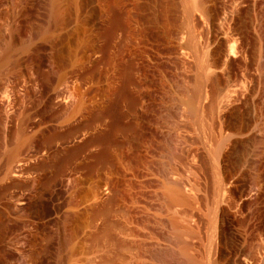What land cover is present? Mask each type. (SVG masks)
<instances>
[{
	"label": "rangeland",
	"instance_id": "1",
	"mask_svg": "<svg viewBox=\"0 0 264 264\" xmlns=\"http://www.w3.org/2000/svg\"><path fill=\"white\" fill-rule=\"evenodd\" d=\"M7 43L0 264H264V0H0Z\"/></svg>",
	"mask_w": 264,
	"mask_h": 264
},
{
	"label": "bare ground",
	"instance_id": "2",
	"mask_svg": "<svg viewBox=\"0 0 264 264\" xmlns=\"http://www.w3.org/2000/svg\"><path fill=\"white\" fill-rule=\"evenodd\" d=\"M19 19V18H18ZM4 51L3 53H0L2 54L0 56V67L3 68L2 66H4L6 64V62H8V58L10 56V53H11V49H12V44L10 43H7L6 46H4ZM2 52V51H1ZM12 55V54H11ZM35 56V55H34ZM28 57V56H27ZM26 57L23 59L25 60ZM28 59H26L27 61ZM31 61V60H30ZM38 61V60H36ZM35 62V61H34ZM28 63V62H27ZM17 64V63H16ZM32 64V63H31ZM30 64V65H31ZM29 66V65H28ZM34 67V64L32 65ZM7 67V66H5ZM27 67V66H26ZM36 67V66H35ZM38 67V66H37ZM0 68V69H1ZM13 68V67H12ZM32 68V67H30ZM30 68H27L28 70ZM9 69V68H8ZM23 71H25V68H22ZM27 71V70H26ZM15 72V71H14ZM38 73V72H36ZM8 75V74H7ZM16 75V74H15ZM63 77V76H62ZM199 92H196L194 95H193V100L196 101L198 100L200 102V90H198ZM197 103V102H196ZM83 111H80L79 112V116L80 118H83L85 115H86V112L87 110H85L84 108L82 109ZM23 129V128H22ZM24 130V129H23ZM22 136H23V131L20 129V132H19V139H22ZM24 139V138H23ZM19 148L17 147H14L12 148L9 153H8V157H7V166H9L11 168V164L12 162L14 161V159L16 158V156L18 155V150ZM19 167V166H18ZM10 170V169H9ZM11 171V170H10ZM21 171V169H20ZM22 172V171H21ZM17 173V172H15ZM20 175V174H19ZM17 176V175H16ZM228 182V178H221L219 179V181L217 182V191L218 193L221 192V190H224L225 188V185L226 183ZM176 194L179 195L180 198H186L184 197V195L180 194L178 190H175ZM174 192H170V194L167 195V205L169 208H172V206H174V203L176 201V198H177V195H176ZM101 195V191H100V188H95V189H91L90 190H86V189H82L80 190L79 192V197L82 201H86V200H89L90 199V196H100ZM174 227L177 228V231H178V235L181 234V238L178 239V254H179V257H180V262L181 264H194L195 261H200L202 264H206L207 261L203 260V259H197L195 258L189 251V246H190V242L188 240H186L183 235L186 234V233H191L192 230L190 227L186 226V225H180V224H177L175 221L172 223ZM2 246V245H1ZM166 252H169L171 254V256H174V251H166ZM227 252H231V251H227ZM232 253V252H231ZM231 253H227L229 254V259L230 260H233L235 263H239L241 264L240 260L239 259H236L237 257L233 258V255ZM234 254V252H233ZM214 264V263H213Z\"/></svg>",
	"mask_w": 264,
	"mask_h": 264
}]
</instances>
